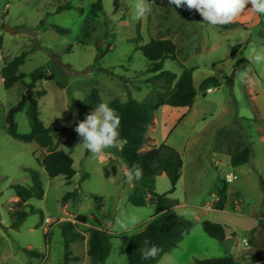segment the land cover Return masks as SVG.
I'll list each match as a JSON object with an SVG mask.
<instances>
[{
    "label": "rangeland",
    "instance_id": "374dc122",
    "mask_svg": "<svg viewBox=\"0 0 264 264\" xmlns=\"http://www.w3.org/2000/svg\"><path fill=\"white\" fill-rule=\"evenodd\" d=\"M95 1L0 0V264H62L66 222L75 223L73 232L82 235L70 243L76 260L69 264H95L88 255L87 229H103L114 236L132 235L151 221L155 207L150 192L167 193V176H146L129 183L126 164L116 147L94 157L79 145L82 141L74 131L83 121L76 104L93 88L99 89L105 103L114 98L142 102L161 91L147 83L154 74L147 72L146 59L139 50L150 39H170L176 44L178 60H166L163 70L179 79L184 67L194 69L197 95L189 110L165 105L155 112L147 131L150 142L143 150L163 143L177 150L184 164L182 177L170 196L184 204L176 212L186 219L199 216V222L231 226L236 234L231 254L244 264H264V234L253 239L250 235L264 215V66L246 58L249 45L264 47V15H259V22L250 19L238 22L236 28H221L204 23L195 10L170 5L169 0H150L152 11L141 20L135 18V0H102L103 11L93 13ZM66 3L73 8L57 12ZM55 26L68 32H57ZM138 35L141 40L131 41ZM236 45L241 47L232 54ZM22 51L30 52L20 67L22 73L29 75L43 67L48 75L35 84L26 78V84L6 89L2 67ZM243 70L249 71L253 85L239 81L237 73ZM209 76L216 77L220 86L199 90L201 81ZM30 88L36 94L47 92L38 96L39 119L48 127L58 128L53 140L73 159L76 174L71 181L63 175H47L37 161L47 154L46 148L9 134L8 114ZM14 119L19 133L30 132L25 110L15 113ZM227 137L242 147L253 143L249 163L232 168L229 156L224 155L232 150L225 144ZM28 169L39 172L44 196L27 202L30 206L24 210L28 216L15 228L12 224L20 208L15 205L18 197L11 186L31 187ZM85 173L89 176L82 180ZM229 173L236 175L226 183L229 192H241L231 197V205L240 202L239 210L232 212L228 204L225 213L203 211L204 204L217 198L219 179L224 180ZM76 189L78 197L64 198ZM78 215L86 216L87 223L79 224ZM46 217L60 220L49 235ZM24 249L41 256H28ZM227 254L222 242L206 234L198 223L156 264H194L196 259ZM126 262L125 245L112 239L105 264Z\"/></svg>",
    "mask_w": 264,
    "mask_h": 264
},
{
    "label": "trees",
    "instance_id": "16d2710c",
    "mask_svg": "<svg viewBox=\"0 0 264 264\" xmlns=\"http://www.w3.org/2000/svg\"><path fill=\"white\" fill-rule=\"evenodd\" d=\"M70 3L59 6L57 12L72 9ZM93 13L103 11L102 0H96L91 7ZM239 23H232L221 28H236ZM57 32L66 33V29L59 26L54 27ZM141 40L140 35L131 41ZM241 46L236 45L232 49L234 54ZM101 50V49H99ZM147 62V72L154 75L147 79L155 89L161 91L155 92L153 96L147 97L144 101L139 102L133 98L122 101L120 98L112 99L108 104L115 109L121 117L120 140L123 142L120 148L116 147L119 158L126 164V168H130L133 164H139L143 169V177L155 176L165 173L169 182L170 190L167 193L159 194L151 191L150 195L154 199L155 214L147 226L141 231L132 235L114 236L108 231L98 228L87 229L88 234V255L95 264H105L107 257L112 249V239L120 240L126 247V264H156L164 254L175 248L178 243L191 232V230L200 223L204 232L210 237L223 241L227 235L225 227L210 220L198 221L190 220L179 215L173 210V207L179 204L178 199L170 195L175 192L176 186L181 178L183 159L181 154L173 147L166 143L158 147H152L149 150H143L144 145L150 142L147 134L148 127L152 124L155 112L162 106H170L173 108L190 109L197 95V90L193 83V71L184 67L183 73L179 79L175 73L163 70V64L166 60L177 61L178 49L176 44L170 39H150L145 45L139 47ZM108 51H104L106 53ZM30 52L22 51L8 60L2 67L1 75L3 84L6 89L12 88L15 84H26L25 79L28 78L32 84L46 78L48 73L45 68H39L34 72L26 75L20 71V67L24 64ZM245 61V60H244ZM27 86V85H26ZM220 86V81L209 76L203 79L199 85V90L205 92L211 87ZM33 88V86H32ZM30 88L23 95L17 107L13 108L7 117L9 134L11 137L23 142H36L41 147L47 149V154L42 161L37 160L43 166L47 175L51 178L63 175L68 181H71L76 174L73 167V159L63 150L57 147L53 140V133L58 129L48 127L39 119L38 96L46 94L45 90L38 91L36 94ZM157 90V89H156ZM37 95V96H36ZM103 102L99 89L93 88L90 94L81 102L76 104L79 114L84 120V115ZM25 110L26 116L30 123V132L19 133L15 122V113ZM233 137L226 138L228 145V154L230 155V163L233 167L241 166L249 163L251 157V147H242V143L235 142ZM32 185L26 187L20 184H14L11 189L18 197L16 207L20 208L15 213V221L13 227L18 228L27 218L28 213L24 210L30 199H42L44 196V186L37 170H27ZM85 173L82 180L88 178ZM221 182L218 188L219 200L216 203L217 210H223L228 203L227 185L225 180L219 179ZM264 192V182H262ZM78 189L68 192L64 198L78 197ZM37 210L32 209V212ZM39 212V211H38ZM76 221L79 224H86L87 217L78 215ZM75 223L66 222L63 225L64 235V255L62 264H69L70 261L76 260L70 250V243L80 239L82 235L73 232ZM264 234V215L258 218L257 226L251 231L252 239L256 235ZM231 237H236L235 233ZM148 239L155 244L161 251L154 259H142L141 250L145 247L144 240ZM252 243V241H251ZM150 246V245H149ZM24 252L31 257H40L41 253L24 249ZM194 264H244L241 263L233 254H227L222 257L209 259H196Z\"/></svg>",
    "mask_w": 264,
    "mask_h": 264
},
{
    "label": "clouds",
    "instance_id": "9594fccd",
    "mask_svg": "<svg viewBox=\"0 0 264 264\" xmlns=\"http://www.w3.org/2000/svg\"><path fill=\"white\" fill-rule=\"evenodd\" d=\"M169 4L177 8L186 7L189 11L195 10L204 23L213 27L232 24L249 12L264 15V0H169ZM249 5L251 7H248ZM151 11L150 0H135L137 20L145 18ZM246 58L257 66H264V47L258 48L256 44L249 45ZM237 78L246 85L254 84L248 70L238 72ZM120 126L119 113L108 103L101 102L94 111L86 115L83 121L77 123L74 131L82 141L79 145H82L94 157H99L104 150L118 147L123 143L120 140ZM125 175L127 181L133 183L142 179L143 169L139 164H133L127 169ZM121 227L124 226L121 225ZM144 245L145 247L141 250L144 260L154 259L161 251L148 239L144 240Z\"/></svg>",
    "mask_w": 264,
    "mask_h": 264
},
{
    "label": "crops",
    "instance_id": "0c3cea01",
    "mask_svg": "<svg viewBox=\"0 0 264 264\" xmlns=\"http://www.w3.org/2000/svg\"><path fill=\"white\" fill-rule=\"evenodd\" d=\"M248 7H251L250 5L248 6ZM190 17H193L192 15H190ZM259 18H260V16L259 15H257V14H254V13H247V14H245V15H243L239 20H237L236 22H234V23H238V22H241V21H244V20H250V19H256V21L257 22H259ZM208 91H211V88L208 90ZM47 93V92H46ZM44 96V95H43ZM42 96V97H43ZM189 110V109H188ZM92 111H94V110H91V111H89L88 113H91ZM86 115H87V113L84 115V119H85V117H86ZM53 128H55V127H53ZM56 129H58V128H56ZM55 133V132H54ZM53 138H54V135H53ZM248 139H249V137H247ZM262 142H264V136L262 137ZM226 144V143H225ZM252 145H253V143H251V145H250V147L252 148ZM224 155H228L229 156V158H230V155L229 154H224ZM231 164V163H230ZM232 166V165H231ZM237 167H239V166H237ZM237 167H233L232 166V168H237ZM165 173H162V174H160L161 176H163ZM166 175V174H165ZM181 177H182V174H181ZM181 179V178H180ZM180 181V180H179ZM178 185V184H177ZM177 187V186H176ZM241 193L240 191H234L232 194L229 192V190H227V196H228V203H227V205L228 204H232L231 203V197H232V195L234 194V193ZM173 194V193H172ZM240 196V195H239ZM241 197H243V195L241 196ZM184 203H180L179 202V204L178 205H176L175 207H173V210L176 212V210L179 208V207H181L182 205H183ZM227 205H226V207H227ZM240 205V202H235V203H233V205H231V210H232V212H236L237 210H239V206ZM226 207L223 209V210H215L214 212H219V213H225L226 212ZM177 213V212H176ZM180 215V214H179ZM154 216V215H153ZM152 216V217H153ZM182 216V215H181ZM185 218V217H184ZM197 219H200L199 218V216H197L196 217V220ZM222 224V223H221ZM224 227H225V230H226V235H227V237H231V234L232 233H234L233 232V230L230 228L231 226H227L226 224H222ZM28 248H30V247H28ZM29 250H32V249H29ZM32 261V259L29 261V262H31Z\"/></svg>",
    "mask_w": 264,
    "mask_h": 264
},
{
    "label": "built area",
    "instance_id": "2783aa9c",
    "mask_svg": "<svg viewBox=\"0 0 264 264\" xmlns=\"http://www.w3.org/2000/svg\"><path fill=\"white\" fill-rule=\"evenodd\" d=\"M235 178H236V175L235 174L229 173V174H226L225 175V179L224 180L226 182H231ZM218 200H219V197L217 196V198L214 201H212L211 203L204 204L203 207H202V210L205 211V212H210V211L217 210L215 205H216V203H217ZM59 222H60V220L52 221V219L50 217H46L45 218V224L47 226L46 227V235H49V233L52 230L51 229L52 226L58 224Z\"/></svg>",
    "mask_w": 264,
    "mask_h": 264
},
{
    "label": "water",
    "instance_id": "95a60500",
    "mask_svg": "<svg viewBox=\"0 0 264 264\" xmlns=\"http://www.w3.org/2000/svg\"><path fill=\"white\" fill-rule=\"evenodd\" d=\"M9 29V28H7ZM48 78V77H47ZM222 242L223 247L225 248L226 252L228 254L231 253L232 246L235 243V238L234 237H226Z\"/></svg>",
    "mask_w": 264,
    "mask_h": 264
}]
</instances>
